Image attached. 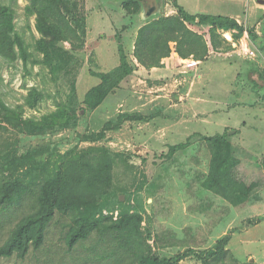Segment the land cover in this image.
Here are the masks:
<instances>
[{"label": "rangeland", "instance_id": "1", "mask_svg": "<svg viewBox=\"0 0 264 264\" xmlns=\"http://www.w3.org/2000/svg\"><path fill=\"white\" fill-rule=\"evenodd\" d=\"M70 1L77 4L86 18L81 31L85 40L83 57L70 54L71 45L65 43L66 51L59 52L63 54L54 57L50 66L29 67L27 72L22 61L10 66L0 56V96L7 106L16 109L24 105L32 87L50 95L37 109L25 107V135L5 120L18 119V112L0 109V143L8 140L20 152L51 142L58 144L62 153L75 150L76 157L104 150L117 154L120 159L115 166V181L119 191L104 196L85 211L95 217L140 213L144 218L142 232L153 247L154 257L172 259L187 253L178 264H203L197 254L212 249L220 239L230 235L221 264H264V79L256 76L259 83L256 89L248 71L240 72L253 63L251 69L256 65L264 75V53L245 35L246 41L232 38L233 50L250 64L234 61L235 53L225 58L226 53L219 56L213 51L218 62H214L213 72L217 76L211 72L210 82L207 75L197 79L190 71L183 73L181 66L174 73L151 76L150 69L141 66L134 56L138 29L154 17L177 15L174 1L199 17V22L203 14L237 13L242 25L256 30L264 28L261 13L264 7L256 8L253 15L252 6L260 5L255 0H162L163 13L148 17L146 13L141 16V12L129 15L124 9L126 0ZM247 1L250 5L245 6ZM28 4L29 0H18L15 22L18 32L33 42V35L39 38L40 34L36 17L26 16ZM188 27L207 36V44H212L208 27L200 24ZM222 36L228 41L225 33ZM120 47L137 69L98 108L86 107L84 97L102 82L100 75L119 67ZM247 50L255 54L250 57ZM54 54L58 55L56 49ZM201 86L206 89L196 93ZM62 100L77 111L76 127L42 120L56 110L55 101ZM122 113L154 117L145 122L128 121L97 143L80 141V134L97 132ZM253 127L258 129L260 140L254 136ZM224 134L230 137L222 148L225 157L239 161L235 169L237 178L248 185L256 184L248 202L240 207L232 206L201 185L211 161L212 145L208 138ZM180 143H187V148L167 156L170 147ZM29 209L28 206L0 209V246ZM249 218L257 219V223L249 224ZM73 222L72 215L56 214L40 249L31 248L25 259L3 258L0 264H137L109 235L93 233L69 250L65 234ZM190 249L193 251L188 252Z\"/></svg>", "mask_w": 264, "mask_h": 264}, {"label": "trees", "instance_id": "2", "mask_svg": "<svg viewBox=\"0 0 264 264\" xmlns=\"http://www.w3.org/2000/svg\"><path fill=\"white\" fill-rule=\"evenodd\" d=\"M17 2L18 0H0V56L7 65L13 66L22 61L27 72H30L29 67L50 66L54 57L63 54L59 52L66 51L65 43L71 45L70 54L84 56L85 40L81 31L86 18L77 4H72L70 0H29L26 16L28 19L36 17V29L40 34L39 38L33 35V42H29L16 27ZM173 3L178 11L177 15L154 17L144 22L137 31L134 56L144 68L161 67V61L172 53L171 42L176 43L175 52L180 58L192 56L206 63L210 56L206 40L203 35L192 31L188 24H200L210 29L212 47L216 53L233 51L232 43L224 39L220 31H231L234 41L242 39L247 32L252 44L260 42L259 48L264 53V38H260L254 28H248L230 17L208 14L200 15L199 22L196 15L185 11L176 1ZM141 7L140 0L124 2L125 11L131 16L139 14ZM54 49L58 55H53ZM120 57L119 67L100 75L102 82L86 93L83 100L86 107L98 108L137 69L130 64L122 47ZM244 71L246 70L243 68L240 70L242 74ZM238 75L239 80L240 73ZM254 85L256 89L259 88L257 83ZM49 96L37 87H32L24 98V105H18L16 109L7 106L0 96V109L18 112V119L7 117L5 120L15 124L18 132L25 135V107L37 109ZM55 102L56 110L45 115L42 120L67 128L76 127L77 111L63 100ZM153 117L141 113H122L116 120L106 122L101 130L80 134L79 139L81 142L97 143L105 140L109 132L120 130L128 121L145 122ZM0 121L2 122L1 119ZM229 138L228 134L208 138L212 145L211 161L201 185L232 206L240 207L248 202L256 184L248 185L237 178L235 169L239 161H230L222 150ZM187 145L180 143L170 147L167 156L184 150ZM74 152L75 150H69L62 153L58 144L51 142L20 152L18 146L11 145L8 140L1 141L0 209L13 206H28L30 209L0 246V260L13 256L25 259L31 248L40 249L45 242L48 226L56 214L74 216V222L67 226L65 234L69 250L97 233L102 237L109 235L116 246L137 264H178L187 256L184 253L172 259L154 257L153 247L142 232L144 218L140 213L121 212L117 217L114 214L95 217L91 212H86L87 206L96 205L104 196L119 191L115 181V166L120 157L109 150L83 153L78 157ZM255 221L257 219H248L251 225L257 223ZM230 241L231 236L226 235L212 249L199 252L197 256L203 264L224 263L226 247Z\"/></svg>", "mask_w": 264, "mask_h": 264}, {"label": "crops", "instance_id": "3", "mask_svg": "<svg viewBox=\"0 0 264 264\" xmlns=\"http://www.w3.org/2000/svg\"><path fill=\"white\" fill-rule=\"evenodd\" d=\"M250 1V0H249ZM249 1H247V3H245V6H246V4L248 5H250V2ZM256 1V0H255ZM249 2V3H248ZM261 8V7H264V5H255V7L254 6H252V8L254 9L253 11L252 10H250V12H252L253 13V15H254V13L255 12H257V10H256V8ZM260 12V11H259ZM261 13H264V10H261ZM213 15H215V14H213ZM253 15H252V17H253ZM169 16V15H168ZM220 16H226V17H230V18H233V19H235V20H237L238 22H239V17H240V14L238 15L237 13H234V14H231V13H229V14H224V15H220ZM259 17H260V15H258ZM255 18V17H254ZM262 19H263V21H264V15H262ZM197 20L199 21V17L197 18ZM256 20H258V18L256 19ZM240 23V22H239ZM254 25V24H253ZM253 25H252V27H253ZM260 30H261V32H260ZM260 30L258 29V30H256L255 29V31H256V33H257V35L260 37V38H264V28H260ZM194 31V30H193ZM195 32V31H194ZM196 33H198V32H196ZM220 33H225L226 34V36H227V33L230 35V38H228V41L230 42L231 41V43H232V33L230 32V31H220ZM199 34V33H198ZM199 35H201V34H199ZM245 36H247L248 38H249V36H248V33L246 32L245 34H244ZM204 36V35H203ZM206 37V38H205ZM244 37V36H243ZM247 37H245V38H247ZM245 38H243L244 39V41H246V39ZM204 39L206 40V43H207V36H204ZM250 39V38H249ZM175 42H171L170 43V46H171V48H172V53H171V55L169 56V57H167V58H164L162 61H161V67H155V68H152V69H150V71H148V73L149 74H151V76H153V75H155V76H159L160 77V74H164V73H170V72H172V73H174V72H176V71H178L179 70V67L181 66L182 67V65H181V61L182 60H184V59H182V58H180L179 57V55L175 52ZM233 44V43H232ZM254 45V44H253ZM259 45H260V42L258 41V43L257 44H255V46H257V47H259ZM207 46H208V49H209V54H210V56H209V58L207 59V62L206 63H202L201 62V64H200V66L197 68V69H193V70H191L190 71V75H195V78H197V79H201L202 78V76H204V75H207L205 78L208 80V82H210L211 80H210V73L211 72H213V66H214V62H217V60H215L214 59V53H213V47H211L212 46V44L210 45L209 43L207 44ZM237 54L234 50L233 51H231V52H228V53H226L225 55H224V57L225 58H231L232 57V55L233 54ZM219 53H216V55H218ZM221 55V53L219 54V56ZM237 56V57H236ZM236 56H234V61H236V62H241V63H246V65H248V61H245L244 62V60H241L240 59V55H236ZM192 57V56H191ZM190 58V57H189ZM233 61V62H234ZM218 63V62H217ZM242 64V65H243ZM250 64V63H249ZM253 64V63H252ZM252 64H250V66H246L245 68V70L246 71H248L247 72V74L249 73V79L254 83V84H259L258 82H257V78H262V79H264V75H263V73L260 71V67H257L256 65H254L253 66V69H251V67H252ZM230 65V64H229ZM241 65V66H242ZM183 68V67H182ZM240 70H242V69H240ZM193 72V73H192ZM218 73V72H217ZM213 74L215 75V76H217L216 75V73H214L213 72ZM239 74V73H238ZM256 76H257V78H256ZM238 77H239V75H237L236 76V78L238 79ZM155 80H159L158 79V77H156V79ZM208 85V84H207ZM264 88V87H263ZM200 89V90H199ZM198 90H196L195 92L197 93V92H199V91H201L202 89H206V86H201L200 88H199ZM225 92H228V93H230V91H225ZM233 92V91H232ZM245 127H247V125H245ZM254 129H255V131L253 130V132H254V136L255 137H258L259 139L258 140H260L262 137L258 134V132H257V128H255V127H253ZM257 129V130H256ZM260 142V141H259Z\"/></svg>", "mask_w": 264, "mask_h": 264}, {"label": "built area", "instance_id": "4", "mask_svg": "<svg viewBox=\"0 0 264 264\" xmlns=\"http://www.w3.org/2000/svg\"><path fill=\"white\" fill-rule=\"evenodd\" d=\"M246 54L252 57L255 53L251 50H247ZM201 62L194 59L193 57L187 58L181 61V65L183 67V73H188L193 69H197L200 66Z\"/></svg>", "mask_w": 264, "mask_h": 264}, {"label": "water", "instance_id": "5", "mask_svg": "<svg viewBox=\"0 0 264 264\" xmlns=\"http://www.w3.org/2000/svg\"><path fill=\"white\" fill-rule=\"evenodd\" d=\"M256 2L258 3V4H260V5H264V0H256ZM162 3H163V1L162 0H160V2H159V8H157L156 9V7H152V12H151V10H150V12L151 13H148L147 14V16L148 17H152V16H154V15H157V14H161V13H163V11H164V7L162 6ZM145 11H147V9L145 8V6L143 5V3H142V7H141V16L143 15V14H145ZM147 13V12H146Z\"/></svg>", "mask_w": 264, "mask_h": 264}, {"label": "flooded vegetation", "instance_id": "6", "mask_svg": "<svg viewBox=\"0 0 264 264\" xmlns=\"http://www.w3.org/2000/svg\"><path fill=\"white\" fill-rule=\"evenodd\" d=\"M140 1H141V3H143L144 6L146 5L148 7V8H146L147 11H145V13L147 12L146 14L152 12V11L150 12V9L152 7H156V9L159 8L158 4H159L160 0H140Z\"/></svg>", "mask_w": 264, "mask_h": 264}, {"label": "bare ground", "instance_id": "7", "mask_svg": "<svg viewBox=\"0 0 264 264\" xmlns=\"http://www.w3.org/2000/svg\"><path fill=\"white\" fill-rule=\"evenodd\" d=\"M227 37H228V38H230V35H229V34H227Z\"/></svg>", "mask_w": 264, "mask_h": 264}]
</instances>
